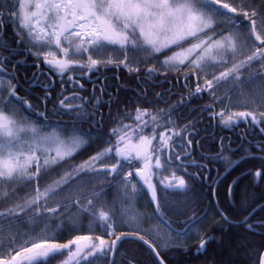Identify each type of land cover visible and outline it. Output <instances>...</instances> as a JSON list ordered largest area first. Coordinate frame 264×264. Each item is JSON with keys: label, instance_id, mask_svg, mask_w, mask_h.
<instances>
[{"label": "snow or ice", "instance_id": "1", "mask_svg": "<svg viewBox=\"0 0 264 264\" xmlns=\"http://www.w3.org/2000/svg\"><path fill=\"white\" fill-rule=\"evenodd\" d=\"M29 66L30 78L21 75ZM109 69L144 81L135 100L120 107L93 79ZM161 76L171 87L149 100L148 82ZM204 94L201 116L258 130L248 145L261 159L252 175L264 182V0L0 4V264H124L118 244L128 238L150 250L153 264H168L162 247L187 253L190 239L197 256L217 244L242 255V264H264V196L244 193L237 220L210 186L218 235L199 228L191 207V182L209 181L213 160L225 172L239 163L230 138L204 149L200 121L178 115ZM93 142V153L74 162ZM173 215L184 217L176 228ZM233 228L241 231L229 236ZM65 232L71 237L62 241Z\"/></svg>", "mask_w": 264, "mask_h": 264}, {"label": "trees", "instance_id": "2", "mask_svg": "<svg viewBox=\"0 0 264 264\" xmlns=\"http://www.w3.org/2000/svg\"><path fill=\"white\" fill-rule=\"evenodd\" d=\"M5 0H0V4H3ZM30 63V62H29ZM33 70L31 67H26L21 70V75L25 73L31 76ZM101 83H106L108 91L113 95H118L119 106L122 107L126 100H135L134 90L138 88V85L143 84L144 81H138L136 76L129 77L126 71H116L109 69L102 74L97 75ZM97 76H94L97 77ZM119 76V79L116 77ZM169 81L173 77L169 76ZM149 83V95L148 99L152 100L155 92H163L165 88L171 87V84L165 81L164 77H156L154 81ZM99 87V84H97ZM91 88V85H89ZM117 89L119 92L117 93ZM37 91H39L37 89ZM173 91H178L174 89ZM209 102V98L204 94L199 100L191 102V107L182 108L178 110V115L181 119L192 118L194 121H200L199 123V137L204 142V149L210 150L213 141L219 137H228L232 141V148L234 150V159L237 163L232 169L225 172L223 162L220 160H213L209 164L211 169L209 175L210 180L201 183L200 181L191 182L192 191L189 193V199L193 202L191 207L195 208L197 215L202 217V222L199 225L200 228H207L210 234H219L220 228L214 224V220H219V217L215 215V207L208 203L210 186H215L220 193V207L226 211L234 219H239L238 209L241 207L242 196L247 193L250 198L260 199L264 196V182H258L254 179L252 173L260 168L261 159L260 154L256 151L255 147L249 148L248 141H251L252 145H255L260 135L258 130L251 129L247 124L241 122L239 126L232 129H227L219 126L215 121H209L207 115L201 116L196 110L203 107L204 104ZM117 104L113 103L112 111L115 113ZM105 116H107L108 108L103 107L101 109ZM112 122L108 119L105 120V125L108 126ZM87 130V125L84 126ZM97 147L96 142H93L86 150L81 151L75 158L74 162H80L87 159L89 155L93 153ZM204 149H198L194 154L197 158L204 152ZM192 168L190 167V171ZM47 178V177H46ZM217 179L219 182L217 183ZM235 184L233 185V182ZM228 185H233V197L225 198V192ZM23 191V190H21ZM148 199V198H147ZM203 201V203H201ZM142 201L139 205L142 207ZM147 207L144 206L143 208ZM170 222L174 228L177 227L180 220L184 217L170 216ZM155 223V221H154ZM227 227V226H225ZM241 229L233 228L229 230L228 235L231 236ZM71 237V233L65 232L60 239L66 241ZM196 242L190 244V249L185 253L182 249L175 248H161V251L165 255L168 264H219L222 260L236 259L242 264L244 257L235 252H229L217 244H213L206 253L199 256L195 253ZM118 260H123L124 264H127L128 258L138 260L140 264H153V255L150 250L147 249L142 242L134 239H126L121 242L119 246ZM52 264H59V258L54 259Z\"/></svg>", "mask_w": 264, "mask_h": 264}, {"label": "rangeland", "instance_id": "3", "mask_svg": "<svg viewBox=\"0 0 264 264\" xmlns=\"http://www.w3.org/2000/svg\"><path fill=\"white\" fill-rule=\"evenodd\" d=\"M142 201H144V203H142V207L139 205V207H140L141 209H143V207L147 205V197L141 199L139 203H141ZM199 228H200V227H199ZM194 235H195V233H193V236H194Z\"/></svg>", "mask_w": 264, "mask_h": 264}, {"label": "bare ground", "instance_id": "4", "mask_svg": "<svg viewBox=\"0 0 264 264\" xmlns=\"http://www.w3.org/2000/svg\"><path fill=\"white\" fill-rule=\"evenodd\" d=\"M194 242H196V240H195V239H190V240H189V245H190L191 243H193V244H194Z\"/></svg>", "mask_w": 264, "mask_h": 264}, {"label": "water", "instance_id": "5", "mask_svg": "<svg viewBox=\"0 0 264 264\" xmlns=\"http://www.w3.org/2000/svg\"><path fill=\"white\" fill-rule=\"evenodd\" d=\"M128 239H133V238H128ZM125 240H126V239H125ZM134 240H135V239H134ZM122 241H124V240H122ZM122 241H121V242H122ZM121 242L118 244V248H119V246H120Z\"/></svg>", "mask_w": 264, "mask_h": 264}, {"label": "flooded vegetation", "instance_id": "6", "mask_svg": "<svg viewBox=\"0 0 264 264\" xmlns=\"http://www.w3.org/2000/svg\"><path fill=\"white\" fill-rule=\"evenodd\" d=\"M29 64H30V63H29ZM97 75H99V74H97ZM97 77H98V76H97ZM97 77H95V78L93 77V79H97Z\"/></svg>", "mask_w": 264, "mask_h": 264}]
</instances>
